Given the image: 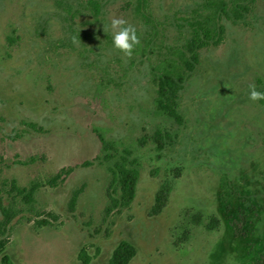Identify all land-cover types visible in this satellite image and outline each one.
Here are the masks:
<instances>
[{
  "label": "rangeland",
  "instance_id": "374dc122",
  "mask_svg": "<svg viewBox=\"0 0 264 264\" xmlns=\"http://www.w3.org/2000/svg\"><path fill=\"white\" fill-rule=\"evenodd\" d=\"M88 1L0 0V195L15 212L4 253L12 264H83L85 248L89 264H108L125 241L128 264H263L264 100L248 94L253 83L264 92V0L241 21L221 17L223 39L200 49L178 121L156 110L150 70L203 0H148L149 25L135 0H97V17ZM113 18L136 28L130 59L113 46ZM123 160L138 170L134 198L107 212ZM12 184H37L33 201Z\"/></svg>",
  "mask_w": 264,
  "mask_h": 264
},
{
  "label": "trees",
  "instance_id": "16d2710c",
  "mask_svg": "<svg viewBox=\"0 0 264 264\" xmlns=\"http://www.w3.org/2000/svg\"><path fill=\"white\" fill-rule=\"evenodd\" d=\"M135 12L146 25L151 24L150 14L147 13L148 0H135ZM254 0H203L194 11L195 15L185 19L187 27L184 40L180 46L168 47L167 56H164L159 64L153 66L152 71L155 77L156 96L154 100L155 108L160 113L165 114L174 120H180L178 114V98L183 90L188 75L193 72L199 62V51L208 46H217L223 39L224 26L219 22L221 17L234 21H241L244 16L251 11ZM89 9L94 17L100 14L101 5L97 0L88 1ZM99 140L104 150L112 145L105 142L99 136ZM134 163V161H133ZM83 165H90L84 162ZM1 170V159H0ZM113 179L119 187V198H111V206L128 207L134 198L135 187L138 180V170L133 164L128 166L126 160L114 163L112 170ZM60 174L50 180L54 184ZM173 186L172 181L165 180L155 195V202L152 208L153 214H158L165 206L169 192ZM16 194L25 202L33 201L37 184H32L29 188H18L12 184ZM81 190L74 192L70 198L69 205L73 209ZM1 193V190H0ZM0 209L3 214V220L0 222V264H12L9 257L4 253L7 233V225L10 223L15 212L11 208H6L1 204ZM41 225L48 224L47 220H41ZM135 256V248L128 242L121 241L112 251L108 264H128ZM78 260L83 264H89L90 257L85 248L78 252ZM264 264V263H263Z\"/></svg>",
  "mask_w": 264,
  "mask_h": 264
},
{
  "label": "clouds",
  "instance_id": "9594fccd",
  "mask_svg": "<svg viewBox=\"0 0 264 264\" xmlns=\"http://www.w3.org/2000/svg\"><path fill=\"white\" fill-rule=\"evenodd\" d=\"M111 28L113 30V46L121 51L125 58L130 59L134 47L140 43L135 26L124 18H113ZM248 98L252 101L264 100V92L258 91L254 83L250 84Z\"/></svg>",
  "mask_w": 264,
  "mask_h": 264
}]
</instances>
